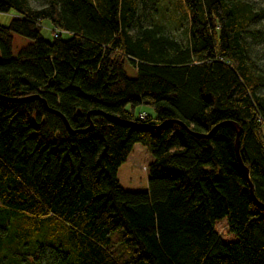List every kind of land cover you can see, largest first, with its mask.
<instances>
[{
    "label": "trees",
    "instance_id": "obj_1",
    "mask_svg": "<svg viewBox=\"0 0 264 264\" xmlns=\"http://www.w3.org/2000/svg\"><path fill=\"white\" fill-rule=\"evenodd\" d=\"M158 1L0 0V264H264V9L183 0L182 42L143 20ZM137 143L147 191L118 178Z\"/></svg>",
    "mask_w": 264,
    "mask_h": 264
},
{
    "label": "rangeland",
    "instance_id": "obj_2",
    "mask_svg": "<svg viewBox=\"0 0 264 264\" xmlns=\"http://www.w3.org/2000/svg\"><path fill=\"white\" fill-rule=\"evenodd\" d=\"M255 3L257 9H264V0H248ZM156 5L157 11L151 7V2L144 9L143 20L147 19L146 24L156 22L166 34H169L182 42H186L188 35V11L183 3V0H159ZM38 1H33V5L37 6ZM16 15L14 10L9 12H0V23L8 25ZM257 27L264 26V19ZM53 27L50 20L46 19L43 22L42 33L43 36L51 40L53 38ZM13 55L17 56L23 46L28 45L33 40L13 33ZM252 42V41H251ZM252 55L258 64L264 69V43L253 42ZM126 71L130 77L137 76V70L132 64L126 62ZM145 110L153 113L148 106H140L137 111ZM154 160L148 149L140 143L134 146L132 153L128 159L120 166L118 171V178L124 188L131 191H147L149 188V165ZM218 230L223 240L231 241L235 236L229 232L228 224L225 220L218 224ZM122 235L121 231H117L113 235L116 240ZM127 256V255H126Z\"/></svg>",
    "mask_w": 264,
    "mask_h": 264
},
{
    "label": "water",
    "instance_id": "obj_3",
    "mask_svg": "<svg viewBox=\"0 0 264 264\" xmlns=\"http://www.w3.org/2000/svg\"><path fill=\"white\" fill-rule=\"evenodd\" d=\"M34 98H39V95H36V96H29V97L20 98V99H15V100H19V101H30V100H32V99H34ZM43 100H44V99H43ZM44 103H45L46 106H47V103H46L45 100H44ZM47 107H48V106H47ZM48 108H49V107H48ZM50 110H51V109H50ZM52 111H53V112H56V113H58V114L61 115V113H60L59 111H57V110H52ZM61 117L63 118L64 122H65L66 125L68 126L69 130H70L71 132H75V130H73L72 127L70 126V124H69L67 118H66L65 116H63V115H61ZM172 121H173V120H167V121L163 122V123L161 124V126H163V125H165V124H168V123H170V122H172ZM176 122L180 123V124H181L182 126H184L186 129H188V127H187L183 122H181V121H176ZM226 123L229 124V125H232V126L237 130L236 153H237L238 161H239L241 167L244 169V171H245L247 174H249V169H248V167L245 166V164H244V162H243V160H242V158H241V155H240V145H241V142H240V135H241V132H242V131H241V128L238 126V124H236V123H234V122H226ZM90 129H91V128H88V129H86V130H82V131L84 132V131H88V130H90ZM194 134H195L196 136H198V137H206V136H208V135H206V134H202V133H194ZM251 191H252V194H253V196H254V199H255L257 205L260 206V207H262V208H264V203L260 202V201L257 199V197H256V195H255V193H254V188H253V185H252V184H251Z\"/></svg>",
    "mask_w": 264,
    "mask_h": 264
},
{
    "label": "built area",
    "instance_id": "obj_4",
    "mask_svg": "<svg viewBox=\"0 0 264 264\" xmlns=\"http://www.w3.org/2000/svg\"><path fill=\"white\" fill-rule=\"evenodd\" d=\"M142 117H144V114H142Z\"/></svg>",
    "mask_w": 264,
    "mask_h": 264
}]
</instances>
